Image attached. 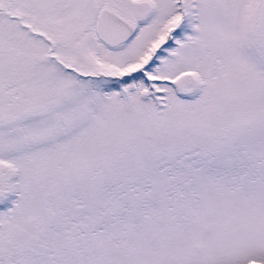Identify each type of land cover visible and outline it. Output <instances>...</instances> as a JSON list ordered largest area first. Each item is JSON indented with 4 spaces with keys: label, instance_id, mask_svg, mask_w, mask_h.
<instances>
[{
    "label": "snow or ice",
    "instance_id": "1",
    "mask_svg": "<svg viewBox=\"0 0 264 264\" xmlns=\"http://www.w3.org/2000/svg\"><path fill=\"white\" fill-rule=\"evenodd\" d=\"M0 264H264V0H0Z\"/></svg>",
    "mask_w": 264,
    "mask_h": 264
}]
</instances>
